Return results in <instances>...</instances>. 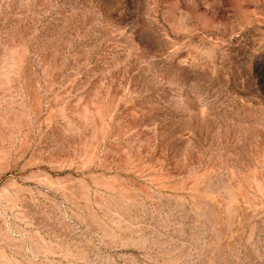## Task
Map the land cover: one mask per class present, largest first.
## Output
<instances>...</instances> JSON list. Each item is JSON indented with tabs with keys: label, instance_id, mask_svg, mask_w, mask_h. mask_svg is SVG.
<instances>
[{
	"label": "rangeland",
	"instance_id": "374dc122",
	"mask_svg": "<svg viewBox=\"0 0 264 264\" xmlns=\"http://www.w3.org/2000/svg\"><path fill=\"white\" fill-rule=\"evenodd\" d=\"M0 264H264V0H0Z\"/></svg>",
	"mask_w": 264,
	"mask_h": 264
}]
</instances>
